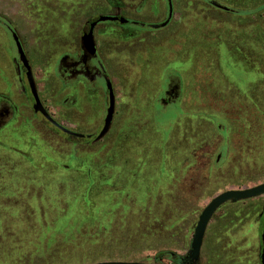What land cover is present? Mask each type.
Returning a JSON list of instances; mask_svg holds the SVG:
<instances>
[{"label":"rangeland","instance_id":"1","mask_svg":"<svg viewBox=\"0 0 264 264\" xmlns=\"http://www.w3.org/2000/svg\"><path fill=\"white\" fill-rule=\"evenodd\" d=\"M70 1L0 0V18L23 40L33 38L34 28H56L49 37L74 40L87 19L117 12L106 0ZM123 1L118 11L123 14L139 2ZM211 1L236 13L190 0V18H183L174 41L141 44L144 57L127 70L139 77L136 89L133 84L124 89V69L109 63L117 105L104 139L71 141L34 117L32 109L21 129L0 132V264H186L207 204L226 190L264 183V0ZM70 7L74 34L66 37ZM148 10L156 18L154 3ZM200 12L207 14L201 24L193 17ZM98 28L135 32L108 22ZM0 31V49L10 52L12 39L1 24ZM175 43L181 50L168 49ZM174 76L181 80L183 99L160 109L158 97ZM100 87L105 90L103 82ZM155 98L149 114L146 106L153 107L148 102ZM46 108L62 126L74 122L82 134L97 135L102 128L95 111L73 119L69 110ZM147 119L170 124L168 134L158 132L175 143L159 144ZM202 140L213 147L212 164L220 149L227 152L215 164L220 170L190 182L188 150ZM263 209L264 195L221 206L205 231L204 260L260 264Z\"/></svg>","mask_w":264,"mask_h":264},{"label":"crops","instance_id":"2","mask_svg":"<svg viewBox=\"0 0 264 264\" xmlns=\"http://www.w3.org/2000/svg\"><path fill=\"white\" fill-rule=\"evenodd\" d=\"M172 1L174 3V9H173L174 15L172 18V22L166 28L158 32H153V33L132 32V35L128 36L130 32H127V31H121L117 29L104 30V29L97 27L96 29L97 32L105 33L104 36L96 37V43H97V47L99 49L101 58L104 63L106 75L108 77L106 81L110 82V86H111L113 97H114V114L112 117V122H111L108 132L102 139H104L107 136V134H109V132L111 131V128L114 122V117L116 114V105H117L114 81H113L112 75L110 76V73L108 72L109 63H112L111 61L117 62L116 66L118 68L124 69V71H122L124 76L120 77L121 82L124 84V89L126 88V85L127 87L131 88L132 84L135 85V89H136V85H137L139 77L138 78L131 77L130 75H128L127 70L132 69V68H137L139 66L138 59L144 57V55H141L142 50H139L141 44L148 43V41L152 42L154 41V39L155 40L158 39L159 44L161 43L164 46L166 42L174 41V37L177 36L179 31L181 30L183 18H185L186 20H189L190 18L189 17L190 0H185V1L184 0H172ZM193 1L197 2V4L199 3V5H204V1L202 0H193ZM70 2H71V5L74 4V0H71ZM150 3H154V10L157 15L156 18H151L149 16L151 15V13L149 15L146 14V13L151 12L148 10L150 8ZM169 3L171 4L170 0H169ZM165 6H166L165 0H154V2L148 1V3H146V6L144 8L145 10H142L143 12L140 14L139 18L148 19V20H156L157 18L159 19L161 17L163 18L164 13L166 12ZM178 8H181L180 9L181 11L178 10ZM118 11H123V10L120 9V10H117V12L115 13H110L108 15H100V16L120 17L124 19L126 15ZM70 12H71L70 19L68 20L67 24L63 25L65 27V31L63 35H65L66 37L69 34H72V33L74 34V8L70 7ZM220 12L225 13L222 10H220ZM225 14L230 15V13H225ZM204 15H207V14L205 12L194 13L193 17L194 19L198 17L199 23L201 24V20L203 19ZM90 20L91 19H87L84 22L78 35L74 36V40H66L65 38L63 39L61 37L60 38L49 37L50 33H52V30H56V28L55 29L51 28L49 30H47V28L46 29L34 28L32 29L33 32L31 34L33 38H29V39L27 38L25 40H23V38L20 35H18V33L15 32L19 42L22 43L23 45L24 52L26 55L25 57L31 69L36 91L40 97V100L43 103L45 102L49 108L69 110L72 118H73L72 116L73 112H74V116L78 114L77 107H74V109H69L67 106L63 105V100L65 98H68L72 92L69 88L63 89V87L60 85L57 79H55L53 75V67L63 54H73L74 53V49L81 42V38H82L81 35L85 29V24L87 21H90ZM1 31H0V37L2 36ZM1 45H3V43H0V47ZM174 45L177 48L173 47ZM174 45L172 47H170L169 45L168 49H171L173 51L181 50V46L178 43H175ZM2 47L3 48L0 49V86L2 88L4 87V89L0 90V94L6 95L8 98H15L14 95L16 96V94H21V88L18 82L19 73H18L17 63L14 60V54H15L14 49H13L12 44L9 45L10 52H6L7 50L5 49L6 47L4 46ZM120 53L122 54L121 58H119L120 56H117V54H120ZM122 58L123 60L120 61V59ZM163 60L164 59L159 56L158 61H163ZM162 77H163V74H162ZM171 80L175 82L179 80L181 83L180 78H177L175 76L172 77ZM9 86L11 87V89L13 88V90L8 91L7 87ZM105 90L107 91V96L104 93ZM105 90L98 88V90L94 91L92 95L87 97L88 101L93 106L92 111H95V113H98L99 115L97 126L100 123H102L103 120L105 119V116H106L105 112H107V108H108V107L106 108L105 106L106 105L105 100L107 99V97H108V106H109V94H108L107 85L105 86ZM180 93H181V96H180V100L178 101V103L183 99V95H184L182 94V83H181ZM19 96L21 95H18L17 98ZM80 97L81 99H84V100L86 99L85 97L83 98L82 94L78 96V99H80ZM92 97L94 98L92 99ZM19 98H23V97L21 96ZM157 99L155 98L154 103H153V100L151 102H148V104L151 103L153 106L151 108L149 105H148L149 107L146 106V111L147 112L149 111V114L152 111V108L155 107L154 104H156ZM129 101H130L129 103H125L126 104L125 106L127 107L125 108V110L130 108V103H133V98H130ZM195 115L196 114L193 115L192 113L188 114V116H192V117H194ZM144 121L146 122L145 124L146 127L155 129V133L157 135L158 134L160 135V133L158 132L159 129L161 130V133H163L164 135L168 134L173 129V128L169 129L168 125L170 124L168 123H165L164 125L159 126L158 124L155 125L153 120H152V123H150L151 119H147ZM151 124H154L153 127H150L152 126ZM74 126L76 127L75 123H74ZM76 130H77V133L82 134L77 129V127H76ZM89 133H92V132H89ZM89 133H85V134H89ZM161 135H160L161 139L160 141H158L159 144L162 143L163 146H165L166 142L168 141L169 143L168 145L171 144L170 146H172L175 143L174 139L171 141L169 139L164 140ZM188 141L189 139L187 140V143ZM113 143H114V146L116 147H119L120 145V144H117L116 142H113ZM159 144H155V145H159ZM212 152H213V147H208L206 140H202V142L199 143L197 147H194L188 150L189 156L187 157L188 164L186 167H189L188 169L192 171L190 182L197 179L198 177L203 176L205 171L213 172V171L220 170L219 166H215L216 163L212 164V157H213V155H211ZM163 160L164 158L162 156V160H161L162 163H163ZM197 185L199 184L197 183ZM231 190H235V189H231ZM202 252H203V243H202L198 258L195 261H191L192 262L191 264H213L209 260L207 261L204 260V256L202 255L203 254Z\"/></svg>","mask_w":264,"mask_h":264},{"label":"flooded vegetation","instance_id":"3","mask_svg":"<svg viewBox=\"0 0 264 264\" xmlns=\"http://www.w3.org/2000/svg\"><path fill=\"white\" fill-rule=\"evenodd\" d=\"M171 1V7H172V15L170 18H168L169 15V0H165L166 6V12L164 13V16L160 20H148V19H141L140 14L143 12L142 10H145L146 3L148 1L146 0H139L137 5L130 10L131 14H125L126 17L124 19L127 20L126 24H120L118 21L116 22H109L108 23H116L121 26L127 25L135 29V32H145V33H153L158 32L164 28H166L171 22L174 15L173 9H174V3ZM185 1V0H184ZM205 2H213L211 0H202ZM109 7L114 10H120L124 9V6L126 5L123 0H106ZM215 2V1H214ZM217 3V2H216ZM129 13V9L126 10ZM225 13L234 14L235 11L228 10L224 11ZM183 15V14H182ZM99 17V16H98ZM98 17H95L91 19L90 21H87L85 24V29L82 32L81 37L88 33L90 25L98 20ZM120 18V17H118ZM106 23V22H102ZM167 23L164 27L159 28H153L154 26H161L162 24ZM0 24L3 26L12 39V46L14 49V60L17 63L18 68V82L21 88V94L14 95L15 98H8L6 95L0 94V132L4 130H11V129H21L22 126H24V121H27L26 113L28 109H32V114L34 117L38 118L39 120H42L46 125L51 127L54 132L61 133L69 140L74 141H90V143H95V139L97 135L93 134H81L84 137L82 138H76L73 136H70L63 131H61L57 126L46 120L40 113H35L33 111V105H34V99L31 95V92L29 90L27 81H26V70L22 66V64L19 61V56L15 47L14 40L12 38V34L15 33L14 29L10 27L8 23H6L3 19L0 18ZM101 23L97 22V24L94 26L92 35H93V41H94V47H95V55H90L86 53L82 47V43L74 49L73 54H63L59 60L56 62V64L53 67V75L55 79L60 83V85L63 87V89L69 88L71 90V95L68 98H65L63 100V105L67 106L69 109H74V107H77V113L82 117H87L88 115L92 114V104L88 101V96L92 95L94 91L98 90L100 87V83L103 82L106 86V80L107 75L104 67L103 60L101 58V54L99 52V49L97 47L96 43V37L104 36L105 33H99L96 31L98 25ZM132 32L128 34V36H131ZM22 50L24 52V48L22 43H20ZM25 55V52H24ZM26 56V55H25ZM29 65V64H28ZM181 90V83L179 80L176 82L173 80H167L165 89L162 91L158 101V107L160 109H166L169 106L177 103L180 100V93ZM105 95L107 96V91L105 90ZM82 94L83 98L86 99H78V96ZM18 95H21L23 98H17ZM38 95V93H37ZM38 98L40 100V97L38 95ZM42 106L49 114L50 118L56 122L61 127L65 128L66 130L70 132L77 133L76 127L73 123V128H68L65 126H62L59 122H57L56 117H54V113L51 111H48L47 108L44 106L43 102L40 100ZM105 106L108 107V97L105 100ZM106 115V112H105ZM73 119H74V112L72 113ZM104 120L101 123V127H103ZM217 129L220 132L224 133V128L220 125H217ZM100 132V131H99ZM79 134V133H78ZM221 134V133H220ZM224 139V138H223ZM224 151V155H226V150L220 149L219 152L216 155L215 163L218 164L220 159L222 158ZM27 157V156H26ZM29 158V156L27 157ZM263 216V224H264V209L262 212ZM263 228V226H262ZM262 234V232H261ZM191 247V246H190ZM264 248V245L261 241V250H260V264H261V253ZM191 262L186 261V264ZM139 263V262H137ZM145 264V263H143Z\"/></svg>","mask_w":264,"mask_h":264},{"label":"water","instance_id":"4","mask_svg":"<svg viewBox=\"0 0 264 264\" xmlns=\"http://www.w3.org/2000/svg\"><path fill=\"white\" fill-rule=\"evenodd\" d=\"M211 6L222 10V11H228L229 9L227 7H224L216 2H211ZM172 15V9H171V4L169 3V15L168 18H170ZM116 22L118 21L120 24H126L127 20L123 18H118V17H111V16H99L98 20L90 25L88 33H85L82 38H81V43L84 51L90 55H95V47H94V41H93V35L92 31L94 26L97 24V22L102 23V22ZM166 23L162 24L161 26H154L153 28H159V27H164ZM12 38L15 43V47L19 56V61L22 64V66L26 70V81L29 87V90L31 92V95L34 99V105H33V111L35 113H40L46 120L57 126L61 131L64 133L76 137V138H82L84 137L81 134L70 132L66 130L65 128L61 127L58 125L56 122H54L47 111L44 109L42 106L35 87V83L33 80V76L31 73V69L28 65L27 59L24 55V52L22 50V47L20 45V42L16 36L15 33L12 34ZM107 89H108V94H109V106L107 108L106 116L104 119V124L97 135L95 141L101 140L106 133L108 132L111 122H112V117L114 114V97L112 93V89L110 86V82H106ZM264 195V183L251 187V188H246V189H237V190H227L217 196H215L208 204L207 206L203 209L201 215L198 218V222L196 224V227L194 229V235L192 238L191 242V261H195L200 253L201 246L203 243V238L205 235L206 228L208 226V223L212 216L215 214V212L224 204L227 202H236V201H244V200H249L253 199L259 196ZM261 241L262 244L264 245V224L262 228V234H261ZM96 264H143V263H137V262H102V263H96ZM261 264H264V248L261 253Z\"/></svg>","mask_w":264,"mask_h":264}]
</instances>
